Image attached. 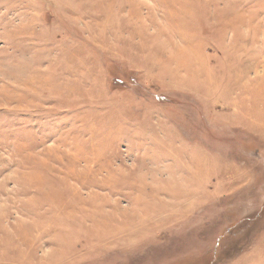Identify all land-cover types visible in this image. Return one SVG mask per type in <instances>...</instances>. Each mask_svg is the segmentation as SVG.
Masks as SVG:
<instances>
[{
	"label": "rangeland",
	"instance_id": "obj_1",
	"mask_svg": "<svg viewBox=\"0 0 264 264\" xmlns=\"http://www.w3.org/2000/svg\"><path fill=\"white\" fill-rule=\"evenodd\" d=\"M0 264H264V0H0Z\"/></svg>",
	"mask_w": 264,
	"mask_h": 264
}]
</instances>
